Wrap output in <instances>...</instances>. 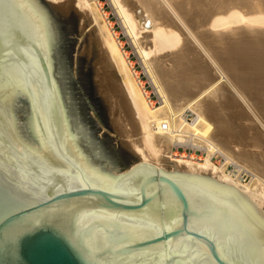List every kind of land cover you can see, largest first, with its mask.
<instances>
[{
	"label": "water",
	"instance_id": "obj_1",
	"mask_svg": "<svg viewBox=\"0 0 264 264\" xmlns=\"http://www.w3.org/2000/svg\"><path fill=\"white\" fill-rule=\"evenodd\" d=\"M79 21L0 0V264H264V215L114 132Z\"/></svg>",
	"mask_w": 264,
	"mask_h": 264
},
{
	"label": "bare ground",
	"instance_id": "obj_2",
	"mask_svg": "<svg viewBox=\"0 0 264 264\" xmlns=\"http://www.w3.org/2000/svg\"><path fill=\"white\" fill-rule=\"evenodd\" d=\"M76 1L92 23L88 35L92 56H97L95 88L104 102L115 101L126 113L133 126L126 136L140 158L172 176L231 192L264 215V169L252 157L246 159L249 153L221 139L219 118L215 124L209 120L216 116L210 101L215 93L207 90L212 87L220 94V72L241 88V97L243 87L264 96V0ZM201 24L206 28L196 32ZM204 40L214 45L215 58L223 57L226 71ZM204 51L208 61L219 64L217 77L203 61ZM217 123L220 132L214 131ZM227 124L226 132L231 128ZM185 145L201 148L203 155L181 151ZM242 175L249 180L243 182Z\"/></svg>",
	"mask_w": 264,
	"mask_h": 264
},
{
	"label": "rangeland",
	"instance_id": "obj_3",
	"mask_svg": "<svg viewBox=\"0 0 264 264\" xmlns=\"http://www.w3.org/2000/svg\"><path fill=\"white\" fill-rule=\"evenodd\" d=\"M45 1H47L48 4H50V5H60L59 2H54V1L50 2L48 0H45ZM68 6H70L71 8H73L74 10H76L80 14V21L78 22V25H77L76 58L84 60L92 66L93 78H94L96 76L95 70L97 69V62H94V61H97V56H92L93 53L95 55V52L90 51V50H94V48H93V45H91V42H90L91 40H90L89 35H88V32L92 28V23L85 20V17H84L85 12L83 9H81L77 5L76 0H73V2H71V4H69ZM206 23L208 24V22H205V24ZM84 24H85V26H84ZM90 26H91V28H90ZM200 26H201V28H206V27H204L205 25H203V24L198 25V27L195 28L196 32H197V30L199 31L201 29ZM193 42L197 43L194 40H193ZM204 42L207 43L205 40H204ZM208 45H206L207 49L209 47L208 50H210V47H214V45H211V44H208ZM195 46L196 47L199 46L198 50L203 52V50H202L203 48L200 47V45L198 43ZM213 49H215V47L211 48V50L209 52L210 53L212 52L211 54L215 58V56H214L215 53L213 54V52H214ZM200 54L202 55V57H205L203 61H206V64H207V61L209 58H207L205 51L203 54L200 52ZM216 56L218 58L220 55H216ZM217 58H215V60ZM210 60H212V59H210ZM219 60H222V61H219ZM211 63H213V61L212 62L208 61V65L211 66L210 67L211 70L215 69V71H213L214 73L212 72L214 74V76L216 74L215 72L218 70L216 67L217 65H219V64H220L219 66L223 65V66H221V68H223V67L225 68V62H224V59L222 56L216 60V63H219L216 66H214V64H216L215 61L213 64H211ZM225 71H226V68H225ZM217 73L219 76H221L223 78V80L220 81L221 86H222V91L220 92V94H217L218 91L212 90V87L207 89L208 92L212 93V94L210 93L211 95H213L215 93L214 94L215 96H212L210 98V101H212L216 107L215 111H213V112L211 111V115L216 113V116H215L216 120H215V118H213L214 115L209 120L214 119L213 122L215 124V121H217V118H219V119L221 118L220 120L218 119V123H220V125H221V126L219 125L220 127L219 126L218 127L222 129V131H221V129H219V130L221 131L223 136L222 135L220 136L219 135L220 133L219 134L217 133V135L222 137L221 138L222 140L229 142L230 147L232 149L235 148V150H237L236 148H240L241 152H244V154L249 153L247 158H246V156H245V158L248 159L249 156H250V158L252 157L253 161H255V163L254 162L253 163L256 164L257 166L261 167L262 169H264V158H263L264 157V96L262 94H260L261 92L258 94H255V93H252L251 90H248V88H245L242 86L243 87L242 89H244V91H245V98L241 97V95L239 94V92L237 90V89H241V88L238 86L237 87L233 86L228 79H226L224 76H222L220 74V72H217ZM227 74H228V72H227ZM218 75L216 74L215 77H217ZM203 87H204V85H203ZM248 91H251V92H248ZM105 103L107 106L109 122H110L114 132L116 134L118 132V134H120V135L117 134L119 137L123 136L124 138H122V140L123 141L125 140L124 143L126 142L125 143L126 147L135 156L140 158V155L132 147L133 146L132 143L130 144L129 137L126 136L127 130H132V127H133L131 125V123L129 122L126 113L118 108V105L116 104L115 101H112L111 104L107 103V102H105ZM224 113H225V115H229L228 118L230 116L231 117L233 116L232 117L233 119L231 117L228 119L227 116L224 115ZM217 115H218V117H217ZM209 116H210V113H209ZM222 118H223V120H222ZM224 118L226 120H228V122H226V120ZM229 120H231V121H229ZM234 121L236 122L237 125L235 124ZM231 122H232V125H231ZM218 123L216 125L213 124V126H216V129H214L215 132H220L219 130H217L218 129L217 128ZM222 123H223V125H222ZM225 124H227V126H226L227 129L229 126L232 129L230 128V130L228 129L226 132L225 131L226 129L223 128ZM235 125L238 126L237 129H236ZM233 127L235 129H233ZM223 129H224V131H223ZM241 148H243L244 150ZM179 149L181 151L185 149V151H187L188 153L189 152L194 153L196 156H202L203 155L202 151L200 150L201 148H199V147L192 148L191 145H185L184 148L182 146H180ZM252 152H253V154H252ZM252 155H254V156H252ZM215 158H216L215 160L218 161L216 154H215ZM252 158H251V160H252ZM241 180L243 182H247L249 180V177L247 175H242ZM262 206L264 208V204Z\"/></svg>",
	"mask_w": 264,
	"mask_h": 264
}]
</instances>
